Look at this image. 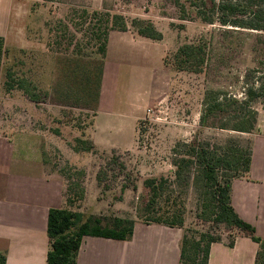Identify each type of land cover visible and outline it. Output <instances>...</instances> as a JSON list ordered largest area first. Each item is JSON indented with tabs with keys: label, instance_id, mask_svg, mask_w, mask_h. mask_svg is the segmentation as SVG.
<instances>
[{
	"label": "rangeland",
	"instance_id": "obj_1",
	"mask_svg": "<svg viewBox=\"0 0 264 264\" xmlns=\"http://www.w3.org/2000/svg\"><path fill=\"white\" fill-rule=\"evenodd\" d=\"M195 1L0 0V34L9 30L0 70V142L10 139L15 167L22 168L17 171L63 179L72 211L161 225L141 219L149 199L144 181L172 176L174 147L197 136L225 149L235 144L250 148L257 129L240 134L202 128L200 118L209 93L242 99L250 86L264 82V32L205 23L190 6ZM94 11L124 16L127 30L136 35L134 20L150 22L162 34L161 40L147 38L144 45L112 40L111 60L122 69L115 102L98 121L97 147L93 135L103 57L87 34ZM186 43L203 46L201 73L178 68L175 55ZM9 73L16 83L27 81L38 102L26 89L7 91ZM151 89L155 96L144 107ZM254 105L264 113V96ZM175 190L184 226H161L183 235L211 233L233 240L238 230L213 222L194 177ZM168 196L160 200L158 213H166Z\"/></svg>",
	"mask_w": 264,
	"mask_h": 264
},
{
	"label": "trees",
	"instance_id": "obj_2",
	"mask_svg": "<svg viewBox=\"0 0 264 264\" xmlns=\"http://www.w3.org/2000/svg\"><path fill=\"white\" fill-rule=\"evenodd\" d=\"M176 4L180 7V1H176ZM190 6L197 9L205 23L218 22L223 26L264 32V0H197ZM85 14L90 16L89 11H85ZM92 18L87 34L90 35L91 41H97V50L103 57L104 67L110 33L126 31L128 23L120 14L99 11H94ZM133 24L140 36L153 40L162 39V34L150 22L134 20ZM7 52L5 39L0 37V70ZM175 61L180 70L201 73L206 63L204 48L201 44L186 43L178 49ZM101 74L103 76V70ZM8 77L7 91L26 89L25 93L31 100L38 102L36 95H30L27 81L16 83L10 73ZM99 95L100 92L98 99ZM208 95L200 118L202 128L211 126L240 134H251L257 129L259 113L254 104L264 96V82L258 87L250 86L242 99L226 93L211 92ZM252 155V146L245 149L235 144L225 149L217 143L212 145L209 142H202L197 136L174 147L172 176L150 177L144 181L145 188L149 191V199L141 219L171 228H182L185 218L184 213L178 210L179 197L175 186L190 184L194 177L199 197L203 200L205 210L210 211L213 222L235 228L257 243L259 251L255 264H264V239L257 234L253 225L241 219L231 203L233 181L250 173ZM98 180L101 181L100 176ZM167 195L170 206L165 214L158 213L156 211L158 204ZM71 200L69 198L67 204H70ZM135 225L134 219L86 216L68 207L52 208L48 216L47 235L50 249L47 264H77L85 237L130 241L134 235ZM220 240L211 233H202L199 237L186 233L180 243V264H209L211 246ZM230 245H234L233 240L230 241ZM6 263V255L0 253V264Z\"/></svg>",
	"mask_w": 264,
	"mask_h": 264
},
{
	"label": "crops",
	"instance_id": "obj_3",
	"mask_svg": "<svg viewBox=\"0 0 264 264\" xmlns=\"http://www.w3.org/2000/svg\"><path fill=\"white\" fill-rule=\"evenodd\" d=\"M8 33L9 30L4 31L0 37L5 39ZM114 39L139 45L147 44L149 41L128 30L114 31L109 35L93 135L96 147L100 146L98 135L101 127L98 121L103 109H110L115 102L113 91L121 74V64L111 60V43ZM157 72L153 74L154 79ZM152 92L151 89L145 94L144 98L147 100L144 107L155 96ZM252 148L250 173L233 181L231 203L241 219L253 225L257 234L264 239V113L262 112L259 113ZM114 149L118 150V148ZM14 157L15 151L10 139L1 140L0 253L6 255V264H47L50 249L47 235L49 211L52 208L67 207L65 183L56 175L17 171L22 168L15 167ZM182 238V233L169 232L167 227L136 222L134 235L130 241L85 237L77 264H180ZM233 241V246L224 239L213 243L209 264H255L259 251L258 244L239 231L236 232Z\"/></svg>",
	"mask_w": 264,
	"mask_h": 264
}]
</instances>
